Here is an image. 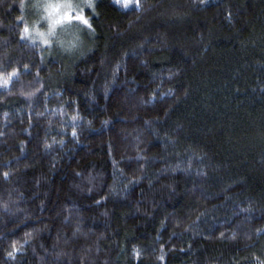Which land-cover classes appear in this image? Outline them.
I'll return each mask as SVG.
<instances>
[{"label": "trees", "instance_id": "16d2710c", "mask_svg": "<svg viewBox=\"0 0 264 264\" xmlns=\"http://www.w3.org/2000/svg\"><path fill=\"white\" fill-rule=\"evenodd\" d=\"M24 1L0 0V264H264V0H91L65 43Z\"/></svg>", "mask_w": 264, "mask_h": 264}, {"label": "rangeland", "instance_id": "374dc122", "mask_svg": "<svg viewBox=\"0 0 264 264\" xmlns=\"http://www.w3.org/2000/svg\"><path fill=\"white\" fill-rule=\"evenodd\" d=\"M91 0H25L24 10L26 29L30 38L44 41H60L65 43V37L69 30L82 26L84 23L76 19L82 16L86 5L89 6ZM85 19V18H84ZM60 21L59 23H54ZM44 30V31H43Z\"/></svg>", "mask_w": 264, "mask_h": 264}, {"label": "snow or ice", "instance_id": "6c2138e0", "mask_svg": "<svg viewBox=\"0 0 264 264\" xmlns=\"http://www.w3.org/2000/svg\"><path fill=\"white\" fill-rule=\"evenodd\" d=\"M123 2H124V6L127 7L130 0H123ZM137 2H138V0H137ZM116 3H120V0H116ZM76 19L81 20L84 24H88V21L86 19H84L82 16H78V17H76ZM59 22L60 21H55L54 23H59ZM25 31H27V29H25Z\"/></svg>", "mask_w": 264, "mask_h": 264}]
</instances>
